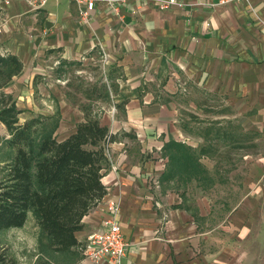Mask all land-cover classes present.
<instances>
[{
    "label": "crops",
    "instance_id": "0c3cea01",
    "mask_svg": "<svg viewBox=\"0 0 264 264\" xmlns=\"http://www.w3.org/2000/svg\"><path fill=\"white\" fill-rule=\"evenodd\" d=\"M116 2L118 15L107 0H96L83 18L71 0H47L38 10L26 0H0V14L7 10L9 17L25 23L38 15L40 24L34 35L24 27L13 31L2 27L0 43L21 62V69L0 91L12 97L21 113L24 109L15 96L47 95L52 101L47 114H60L55 136L64 139L84 120L79 105L84 98L79 90H70L66 74L74 72L79 61L95 60L99 51L98 66L110 97L95 100L91 110L114 139L107 147L108 168L102 178L106 194L82 218V228L74 233L77 244L103 228L109 217L108 201L115 200L121 232L129 243L120 264H244L235 245L223 246L200 229L201 214L186 207L178 194L186 185L162 181L168 163L162 148L170 141L196 151L203 146L222 147L216 131L228 132L229 145L240 139L241 144L262 148L256 158L251 149L240 154L247 163L245 182L261 177L264 0H177L180 5L163 10L142 0ZM73 95L81 100L73 102ZM219 99L224 104H216ZM95 103L98 113L93 112ZM29 114L43 113L29 110ZM207 114L213 119L199 118ZM190 125L198 131V143L186 131ZM215 174L211 173L216 182ZM243 195L229 216L231 227L240 232L252 223L260 190L245 187ZM77 246L56 254L60 256L51 263L110 264L94 263Z\"/></svg>",
    "mask_w": 264,
    "mask_h": 264
},
{
    "label": "trees",
    "instance_id": "16d2710c",
    "mask_svg": "<svg viewBox=\"0 0 264 264\" xmlns=\"http://www.w3.org/2000/svg\"><path fill=\"white\" fill-rule=\"evenodd\" d=\"M20 69L21 62L14 55H0V88ZM102 77L75 88L85 101L79 103L84 120L61 140L55 136L59 111L37 114L18 123L22 110L10 95L0 91V122L9 133L5 145L11 150L0 166V264H17L3 244L1 233L22 227L29 213L44 238L43 252L54 257L77 245L74 233L82 228V218L105 196L102 178L108 168L107 147L114 137L91 110L95 100L109 101L108 86ZM72 100L77 102L79 98L73 95ZM219 133L217 130L216 135L225 145L223 156L230 155L231 149L258 148L241 144L240 139L237 145H229L228 132ZM217 151L218 147L213 146L196 151L181 142L165 143L162 152L168 163L162 181L180 185L195 181L203 188L211 187L215 179L199 159Z\"/></svg>",
    "mask_w": 264,
    "mask_h": 264
},
{
    "label": "rangeland",
    "instance_id": "374dc122",
    "mask_svg": "<svg viewBox=\"0 0 264 264\" xmlns=\"http://www.w3.org/2000/svg\"><path fill=\"white\" fill-rule=\"evenodd\" d=\"M0 15V35L3 33L2 27H4V29L6 28V30L8 29V31L17 30V27H24L27 32L33 35L37 34V29L40 25L38 23V15L36 19H28L27 23L19 17H9L7 10L2 11ZM0 50L3 54L9 53L2 43H0ZM35 54L36 52L34 55ZM93 57L95 60L85 59L81 61L79 67H73L74 72L66 74V77L71 82L70 90L77 88L79 84L84 86L85 84H93L100 76H103L102 78L104 80V73L101 65L98 69L95 67L100 64L99 59L101 58V53L96 51ZM77 94L79 97L81 96L80 93L77 92ZM18 96H15L17 104L20 108L24 109V112L19 113L17 116L18 123H22L30 118L31 114H29V110L35 113L41 112L43 114H47L52 110V101L47 95L32 93L30 97L27 98L25 94L20 93ZM79 100L81 99L79 98ZM82 102L85 101L81 100V103ZM223 102V99H219V102L216 104ZM99 110V104L95 103L93 105V112L98 113ZM215 110H221V106L216 107ZM182 118L184 121H187L185 112ZM199 118H202V120H209L211 118L213 119V115L207 114L199 116ZM222 120V123L225 124L227 118ZM180 123L184 124L182 120ZM235 123H237L236 120ZM192 125L186 128V131L193 135L189 136L191 140L198 143V131H196ZM194 125H197V123H194ZM191 130L195 131L193 132ZM8 137L9 133L6 126L0 122V166L4 164L3 160L5 157H8V154L11 152L5 145V140ZM218 150L217 153L202 158V165L206 168L211 167V169H208L210 173L216 172L215 184L209 188H203L200 185H198L200 186L198 187L194 181L188 182L185 188L178 190L179 197L186 207L191 208L193 211H199L201 215L198 216L197 221L200 229L207 233L210 239L216 238L223 246L230 245V247L233 248L235 245L237 247V253L243 258L244 264H264V172L261 177L254 182L252 179L245 182L244 177L247 172V163L240 155L243 151L231 149L230 155L226 154L223 156L224 147H218ZM261 150L262 148L258 147L252 151L260 153ZM256 156L257 154L253 157L256 158ZM245 187L249 190L255 187L260 190V195H257V200L255 201L256 204L259 203V207L255 209L253 215L250 217L252 222L251 225L248 226L247 229L243 228L240 232V228L236 231L235 226L231 227L229 216L242 201ZM1 239L3 244L10 249L11 254L16 258L17 264H52L51 257L52 259L55 258L53 255L48 256L49 253L43 252L44 238L39 234L38 225L31 213H29L22 227L11 228L2 232ZM82 243L77 244L78 250ZM54 256L57 257L60 255Z\"/></svg>",
    "mask_w": 264,
    "mask_h": 264
},
{
    "label": "built area",
    "instance_id": "2783aa9c",
    "mask_svg": "<svg viewBox=\"0 0 264 264\" xmlns=\"http://www.w3.org/2000/svg\"><path fill=\"white\" fill-rule=\"evenodd\" d=\"M8 1V0H4ZM32 10L42 8L47 0H26ZM78 8L81 17L87 18L96 0H71ZM117 0H107V3L114 14L118 13ZM154 3L159 9H167L172 4H177V0H142ZM230 0H219L225 3ZM180 5V3H178ZM136 10H133L135 12ZM1 31V30H0ZM107 153V152H106ZM154 186L158 187L157 181ZM109 217L103 221V228L99 231L89 234L84 243L79 246L80 252L93 261L94 263L108 261L110 264H120L122 257L125 255L128 241L124 238L118 221L119 203L115 200H109L107 204Z\"/></svg>",
    "mask_w": 264,
    "mask_h": 264
}]
</instances>
